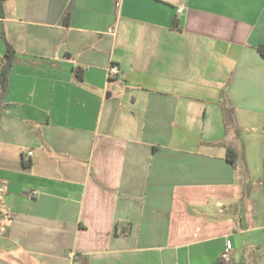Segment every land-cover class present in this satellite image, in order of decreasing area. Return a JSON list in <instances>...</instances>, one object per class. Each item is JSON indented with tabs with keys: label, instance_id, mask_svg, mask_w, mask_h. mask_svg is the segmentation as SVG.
I'll return each mask as SVG.
<instances>
[{
	"label": "crops",
	"instance_id": "crops-1",
	"mask_svg": "<svg viewBox=\"0 0 264 264\" xmlns=\"http://www.w3.org/2000/svg\"><path fill=\"white\" fill-rule=\"evenodd\" d=\"M0 10V264H264V0Z\"/></svg>",
	"mask_w": 264,
	"mask_h": 264
},
{
	"label": "trees",
	"instance_id": "trees-1",
	"mask_svg": "<svg viewBox=\"0 0 264 264\" xmlns=\"http://www.w3.org/2000/svg\"><path fill=\"white\" fill-rule=\"evenodd\" d=\"M4 0H0V8L1 4ZM1 14V10H0ZM6 51L3 56V63L0 68V100H2L8 92V85H7V76L12 64V51L9 45L5 44ZM258 52L262 57H264V45L257 47ZM77 77H80V73L78 71L75 72ZM219 107L221 110L222 121L225 132L229 131L230 129L235 128L236 121L234 117V110L229 103L227 96L225 94V89H223L220 93L219 97ZM4 106L0 105V118L2 116V111ZM226 159L227 161L233 166L234 170H238L240 167V160L239 154L236 150H234L231 146L226 147Z\"/></svg>",
	"mask_w": 264,
	"mask_h": 264
},
{
	"label": "built area",
	"instance_id": "built-area-1",
	"mask_svg": "<svg viewBox=\"0 0 264 264\" xmlns=\"http://www.w3.org/2000/svg\"><path fill=\"white\" fill-rule=\"evenodd\" d=\"M109 33L111 35H114V30L110 29ZM119 75H120L119 68L116 65H114V64H110L108 66V68H107V77L108 78H112V77H117ZM6 190H7V187L4 184L0 183V208H1V205H2L3 196H4L5 192H6ZM33 195H36V192L35 191H30L28 196L32 197ZM11 222H12V218H11L10 215L2 214L0 212V235H2L5 232L7 227L10 226ZM229 251H230V245L226 244L225 252L221 256V261L222 262H224V263H229L230 262Z\"/></svg>",
	"mask_w": 264,
	"mask_h": 264
}]
</instances>
